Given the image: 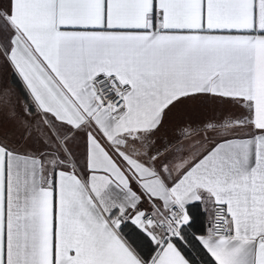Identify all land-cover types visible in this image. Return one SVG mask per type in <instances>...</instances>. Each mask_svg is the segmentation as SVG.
<instances>
[{"label":"snow or ice","instance_id":"6c2138e0","mask_svg":"<svg viewBox=\"0 0 264 264\" xmlns=\"http://www.w3.org/2000/svg\"><path fill=\"white\" fill-rule=\"evenodd\" d=\"M0 68V264H264V0H0Z\"/></svg>","mask_w":264,"mask_h":264},{"label":"trees","instance_id":"16d2710c","mask_svg":"<svg viewBox=\"0 0 264 264\" xmlns=\"http://www.w3.org/2000/svg\"><path fill=\"white\" fill-rule=\"evenodd\" d=\"M191 213L196 218L194 223V228L200 229L202 227H205V220H204V216L201 215V209L193 208L191 210ZM189 231H192V229H189Z\"/></svg>","mask_w":264,"mask_h":264},{"label":"crops","instance_id":"0c3cea01","mask_svg":"<svg viewBox=\"0 0 264 264\" xmlns=\"http://www.w3.org/2000/svg\"><path fill=\"white\" fill-rule=\"evenodd\" d=\"M2 69L3 68H0V77H3V75H2ZM4 69H3V74H4ZM211 107V106H210ZM202 211V210H201ZM204 220H205V227H206V217L204 216Z\"/></svg>","mask_w":264,"mask_h":264},{"label":"rangeland","instance_id":"374dc122","mask_svg":"<svg viewBox=\"0 0 264 264\" xmlns=\"http://www.w3.org/2000/svg\"><path fill=\"white\" fill-rule=\"evenodd\" d=\"M4 74H5V71H4ZM4 74H3V69H2V75L4 76Z\"/></svg>","mask_w":264,"mask_h":264}]
</instances>
